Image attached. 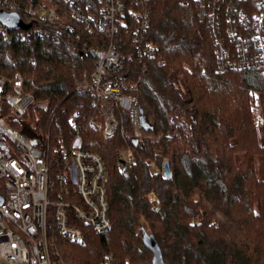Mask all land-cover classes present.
Here are the masks:
<instances>
[{
	"label": "trees",
	"instance_id": "1",
	"mask_svg": "<svg viewBox=\"0 0 264 264\" xmlns=\"http://www.w3.org/2000/svg\"><path fill=\"white\" fill-rule=\"evenodd\" d=\"M150 5L148 37L157 53L127 61L124 73L128 84H137L129 91L139 98L143 131L163 137L141 141L121 108L113 137L83 127L85 147L101 153L111 167L114 226L103 233L88 228L84 243L61 235L62 257L68 264H100L111 253L118 264H154L144 238L148 230L136 228L144 216L166 264H264V66L220 70L213 36L193 3L150 0ZM131 35L128 28L117 35L121 52L133 48ZM83 38L104 43L99 33L84 31ZM93 68V59L77 44L8 40L0 32V76L12 81L18 72L23 75L36 99L25 118L50 134L52 150L71 144V117L90 112L91 96L76 86ZM7 108L0 104V115ZM122 148L131 160L120 158ZM163 157L170 161L171 178L152 175L145 162ZM52 158L57 169L60 157ZM152 188L160 198L157 208L146 198Z\"/></svg>",
	"mask_w": 264,
	"mask_h": 264
},
{
	"label": "built area",
	"instance_id": "2",
	"mask_svg": "<svg viewBox=\"0 0 264 264\" xmlns=\"http://www.w3.org/2000/svg\"><path fill=\"white\" fill-rule=\"evenodd\" d=\"M186 2L196 6L199 19L207 24L220 70L264 66V0ZM0 9L16 11L31 24L11 30L0 22L8 40L53 38L79 45L94 61L89 76L76 86L91 96L92 108L83 117L80 112L71 117V144L56 150L50 148V134L25 118L36 99L25 89L23 75L18 72L12 81L0 76V102L9 104L0 115V264H68L59 248L61 235L84 243L88 228L103 233L114 226L108 163L101 153L85 147L83 127L111 138L121 121L116 108H121L134 134L143 136L140 101L129 91L137 84H128L124 72L127 61L157 53L158 46L148 37L150 0H0ZM125 28L132 30L133 48L121 52L117 35ZM84 31L101 34L104 43L91 45ZM53 153L61 160L57 169L52 167ZM148 198L156 200L155 194ZM100 264L118 262L109 253Z\"/></svg>",
	"mask_w": 264,
	"mask_h": 264
},
{
	"label": "rangeland",
	"instance_id": "3",
	"mask_svg": "<svg viewBox=\"0 0 264 264\" xmlns=\"http://www.w3.org/2000/svg\"><path fill=\"white\" fill-rule=\"evenodd\" d=\"M2 104H4L5 107H8L7 109H9V104H7L5 101H1ZM17 126H20L19 124ZM130 130H131V127H130ZM163 137V133L162 132H151V131H143V136L141 138V141L145 140V139H150L152 141L154 140H157V139H160ZM121 154L122 155H130V152L127 148H122V150H120V158H121ZM166 159H168V157H163V160L162 162H159L156 158H147L145 159V162L147 163V165L149 166L150 168V172L152 175H156V174H161L163 177V162L166 161ZM256 161H258V166L260 165V158L257 157L256 158ZM111 171V167L109 166L108 168V174L110 173ZM260 176H261V173L259 172L258 173ZM263 175V174H262ZM165 178V177H164ZM149 194H155L156 196V200L155 201H151L149 198H148V195ZM146 198L148 199V201L150 202V204L153 206V207H159L160 205V198H159V195L158 193L156 192V190L154 188L150 189L148 191V193L146 194ZM142 225L145 226L148 230V234L152 231V228H151V225H150V222L144 217V216H140V220H139V224L137 225V231L140 233L141 229H142ZM141 264H150L149 261H142Z\"/></svg>",
	"mask_w": 264,
	"mask_h": 264
},
{
	"label": "water",
	"instance_id": "4",
	"mask_svg": "<svg viewBox=\"0 0 264 264\" xmlns=\"http://www.w3.org/2000/svg\"><path fill=\"white\" fill-rule=\"evenodd\" d=\"M0 22H2L8 29L13 28H28L31 24L24 22L22 17L16 11H7L4 9H0ZM123 163L125 161L123 160ZM163 175L165 178H171L173 176V171L170 166V161L166 159L163 162ZM144 238L147 245L153 250V263L154 264H166L163 260L162 253L160 247L158 246L154 236L152 234H148V231H144Z\"/></svg>",
	"mask_w": 264,
	"mask_h": 264
}]
</instances>
